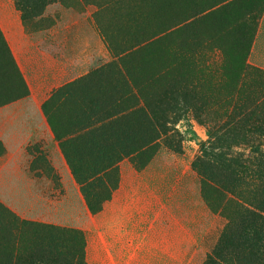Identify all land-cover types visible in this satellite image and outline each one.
<instances>
[{
    "label": "rangeland",
    "instance_id": "obj_1",
    "mask_svg": "<svg viewBox=\"0 0 264 264\" xmlns=\"http://www.w3.org/2000/svg\"><path fill=\"white\" fill-rule=\"evenodd\" d=\"M18 1L41 12L24 26L41 48L62 59L67 41L75 79L68 113L90 119L88 146L82 151L78 141L73 154L76 176L83 185L118 169L107 179L113 191L91 195H111L105 210L118 212V230L123 225L133 243L102 246L81 233V246L80 235L44 228L24 246H0V264H203L226 227L233 264H264V72L243 67L264 0L0 4L13 13L8 5ZM16 75L0 43V105L23 94ZM156 136L159 148L133 164L128 156ZM106 231L113 237L116 229Z\"/></svg>",
    "mask_w": 264,
    "mask_h": 264
},
{
    "label": "crops",
    "instance_id": "obj_2",
    "mask_svg": "<svg viewBox=\"0 0 264 264\" xmlns=\"http://www.w3.org/2000/svg\"><path fill=\"white\" fill-rule=\"evenodd\" d=\"M12 5L8 7L13 13H7V5L0 4V30L28 94L0 105V246H24L26 237H38L44 228L97 235L102 246L132 245L123 225L118 230V212L108 214L105 205L100 214L91 213L82 193L86 183L80 185L76 176L80 169L73 154L78 141L82 151L88 146L90 119L68 113H74L75 79L69 78L73 66L68 69L64 58L67 41L62 52L58 48L62 59L53 56L49 46L42 49ZM248 64L264 72V9ZM84 98L83 93L79 99ZM57 106L67 112L54 115ZM117 195L118 190L114 198ZM109 215L114 221H106ZM112 224L113 237L106 233Z\"/></svg>",
    "mask_w": 264,
    "mask_h": 264
},
{
    "label": "trees",
    "instance_id": "obj_3",
    "mask_svg": "<svg viewBox=\"0 0 264 264\" xmlns=\"http://www.w3.org/2000/svg\"><path fill=\"white\" fill-rule=\"evenodd\" d=\"M47 1L48 0H39V2H40V4H41V6L40 7H43V5H45L46 3H47ZM51 1H53V0H51ZM237 1H239V0H235L233 3H231L232 5L233 4H235ZM21 3H23V2H20V1H18V2H16V7L19 9V10H21L22 11V22H23V24H24V26H26L27 24H28V22L29 21H31V19H35V18H37V17H40L39 16V14L41 13V12H33L34 10H31L30 8H28L27 6H26V4H24V5H22ZM230 4V5H231ZM226 7V6H225ZM253 7H254V5H253ZM263 9H264V2L261 4V6H260V8H259V12H258V18H257V23H256V28H255V31H254V33H253V35H252V37H251V40H250V42H249V44H248V47H247V50H246V56H245V58H243L244 59V64H243V67H246V68H251V66H247V61H248V56H249V53H250V49H251V46H252V43H253V40H254V37H255V35H256V31H257V28H258V20L260 19V17H261V14H262V12H263ZM27 10H29V12L27 13ZM31 10V11H30ZM41 10H42V8H41ZM222 11H223V9H221ZM37 11H38V8H37ZM227 11V10H226ZM32 13H33V15H32ZM30 17V18H29ZM233 22L236 24V23H238V19H234L233 20ZM0 43L2 44V46L5 48H7V50H8V55L10 56V60H11V62H12V66H14V70H15V72H16V76L19 78V80L20 79H22V77H21V75H20V73H19V71H18V68H17V66H16V64H15V62H14V60H13V58H12V55H11V53H10V51H9V48H8V46H7V44H6V42H5V40H4V38H3V35H2V32L0 31ZM255 69V68H254ZM263 73V72H262ZM264 74V73H263ZM23 80V79H22ZM23 82V81H22ZM24 84V83H23ZM18 91V90H17ZM17 91H14V94H15V97L14 96H12V98H16V97H22L23 96V94L24 95H27L28 94V90H27V88L25 87V91L23 92V94H21V95H19L18 93H17ZM16 92V93H15ZM11 98V99H12ZM10 100V99H9ZM142 109V108H141ZM140 109V110H141ZM98 125H100L99 126V128H101V127H103L104 125H105V123L104 122H98L97 124H96V126H98ZM98 128V129H99ZM158 128H159V125L156 123L155 125H154V130H158ZM96 130V129H95ZM157 138H158V136H156L155 138H154V140H151V141H149L147 144H145V145H143V146H140V147H137L135 150H133V152L128 156V157H130L129 159L133 162V164H135L134 163V158L136 157L135 155H140V154H142V153H146V152H150L151 150L152 151H155V150H157L158 148H159V146L157 145V144H155L154 142H156L157 141ZM75 172H76V174L78 173V171L77 170H75ZM118 172V169L117 168H114V167H112L111 169H108V170H104V171H99V172H97V173H95V174H92L90 177H89V183H87V184H85V185H83L82 186V193H83V195H84V198H85V200H86V203H87V205H88V208H89V210L91 211V213L93 214V215H98V214H100L102 211H103V209H104V204L108 201L109 202V200L111 199L110 198V194L109 193H107V198L105 199V200H101V199H99V198H97V197H95V196H92L91 194H92V191H104V187H106L107 186V188H109V184H108V182H107V179L109 178V176L111 175V174H116ZM85 182H86V180H85ZM84 182V183H85ZM207 182V180H203V183L205 184ZM203 184V185H204ZM211 184V183H210ZM209 184V185H210ZM213 184V185H212ZM209 187L211 188V189H213L214 187H215V183H212ZM216 184H218V183H216ZM219 185V184H218ZM217 185V186H218ZM116 186V185H115ZM115 186H113V187H111V188H109V189H111V191H113V188L115 187ZM220 186V185H219ZM221 187V186H220ZM110 191V190H109ZM110 191V192H111ZM105 201V202H104ZM228 203V202H227ZM261 221H263V219L261 218ZM229 229H231V228H229V227H226L225 228V230L223 231V233L220 235V240L218 241V243H217V245H216V247L213 249V251H212V253L211 254H209V255H207V257H206V259H205V261L203 262V264H233L232 263V261L230 260V258L228 257V255L226 254V252H225V250H226V246H229V241H228V237H229ZM70 233H74V234H77V235H80L81 237H80V243H81V246H86V240L84 239V235H82L81 233H79V232H70ZM256 256V255H255ZM83 260H84V258H82ZM85 264V263H84Z\"/></svg>",
    "mask_w": 264,
    "mask_h": 264
}]
</instances>
